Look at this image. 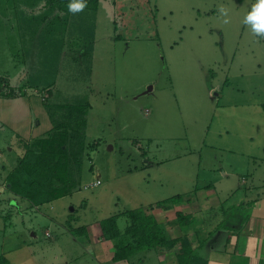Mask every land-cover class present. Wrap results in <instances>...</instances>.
Returning a JSON list of instances; mask_svg holds the SVG:
<instances>
[{
    "label": "rangeland",
    "instance_id": "obj_1",
    "mask_svg": "<svg viewBox=\"0 0 264 264\" xmlns=\"http://www.w3.org/2000/svg\"><path fill=\"white\" fill-rule=\"evenodd\" d=\"M254 3L99 0L66 20L46 0H0V75L27 91L0 98V254L14 264H104L88 240L103 219L116 215L124 229L126 211L196 196L207 169L262 142L264 111L235 110L264 98V39L242 23ZM76 102L90 104L93 143L81 185L34 206L8 189L9 172L24 140L53 127L59 104ZM83 225L88 233L76 234ZM154 251L131 264H156Z\"/></svg>",
    "mask_w": 264,
    "mask_h": 264
},
{
    "label": "trees",
    "instance_id": "obj_2",
    "mask_svg": "<svg viewBox=\"0 0 264 264\" xmlns=\"http://www.w3.org/2000/svg\"><path fill=\"white\" fill-rule=\"evenodd\" d=\"M57 12L64 13L69 19L68 5L71 0H46ZM99 0H87V10H96ZM90 48V47H89ZM27 94L24 86L11 83L7 76L0 75V98H19ZM59 112L53 117V127L43 136L24 140L26 148L19 157L17 165L9 172L8 189L14 194L29 200L34 206H40L62 196L73 193L81 185L83 162L86 152L93 147L86 140L87 114L90 104L62 103ZM48 108H52L48 105ZM183 194L158 201L155 205L170 208L185 201ZM151 207H139L126 211L129 224L121 229L117 216L113 215L101 221L102 237L113 241L114 261L132 259L139 252L167 248L175 249L179 264H194L199 259L194 240L188 233L171 238ZM178 222L182 228L188 227L192 217L178 212ZM76 234L86 235V226L74 229ZM199 245L202 242L199 241ZM0 264H14L5 253L0 254Z\"/></svg>",
    "mask_w": 264,
    "mask_h": 264
},
{
    "label": "crops",
    "instance_id": "obj_3",
    "mask_svg": "<svg viewBox=\"0 0 264 264\" xmlns=\"http://www.w3.org/2000/svg\"><path fill=\"white\" fill-rule=\"evenodd\" d=\"M252 107L258 113L264 111V98L238 104L235 110L248 112ZM248 137L252 143L260 138L253 133ZM261 140L252 150L242 151L236 163L231 161L229 166L222 163L221 171L207 169L206 180L197 186L196 196L189 193L180 204L170 208L154 204L150 210L171 238L190 235L199 255L194 264H264V140ZM217 185L223 195L217 194ZM179 211L192 217L186 228L178 222ZM88 240L101 263L131 264L128 260H113V241L102 237L101 225L95 235L89 233ZM154 250L156 264H179L175 249ZM138 264H144L143 260Z\"/></svg>",
    "mask_w": 264,
    "mask_h": 264
},
{
    "label": "clouds",
    "instance_id": "obj_4",
    "mask_svg": "<svg viewBox=\"0 0 264 264\" xmlns=\"http://www.w3.org/2000/svg\"><path fill=\"white\" fill-rule=\"evenodd\" d=\"M87 7V0H71L68 9L71 13L77 14ZM219 13L223 17V24L227 25L231 22L229 10L220 6ZM242 23L249 28L253 36L264 39V0H255L242 20Z\"/></svg>",
    "mask_w": 264,
    "mask_h": 264
},
{
    "label": "built area",
    "instance_id": "obj_5",
    "mask_svg": "<svg viewBox=\"0 0 264 264\" xmlns=\"http://www.w3.org/2000/svg\"><path fill=\"white\" fill-rule=\"evenodd\" d=\"M99 183H100V180L98 179V180H96V181L90 183V184L87 185V186H96V185H98Z\"/></svg>",
    "mask_w": 264,
    "mask_h": 264
}]
</instances>
